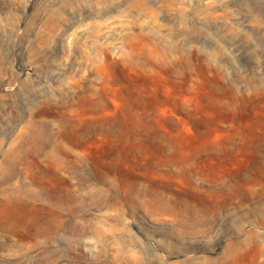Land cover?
I'll return each instance as SVG.
<instances>
[{"label":"rangeland","instance_id":"obj_1","mask_svg":"<svg viewBox=\"0 0 264 264\" xmlns=\"http://www.w3.org/2000/svg\"><path fill=\"white\" fill-rule=\"evenodd\" d=\"M0 264H264V0H0Z\"/></svg>","mask_w":264,"mask_h":264}]
</instances>
